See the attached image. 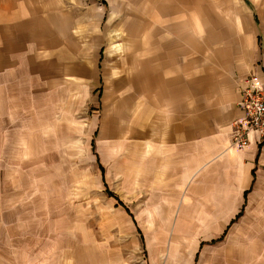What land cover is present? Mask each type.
Returning a JSON list of instances; mask_svg holds the SVG:
<instances>
[{"label":"crops","instance_id":"1","mask_svg":"<svg viewBox=\"0 0 264 264\" xmlns=\"http://www.w3.org/2000/svg\"><path fill=\"white\" fill-rule=\"evenodd\" d=\"M251 74L264 82V0H0L3 120H66L76 93L105 130L131 120L149 217L183 222L168 235L184 243L237 219L259 235L264 142L231 145Z\"/></svg>","mask_w":264,"mask_h":264},{"label":"rangeland","instance_id":"2","mask_svg":"<svg viewBox=\"0 0 264 264\" xmlns=\"http://www.w3.org/2000/svg\"><path fill=\"white\" fill-rule=\"evenodd\" d=\"M87 104L76 93L66 120L1 114L0 264H264V222L250 237L239 219L225 237L168 235L183 222L149 217L131 120L105 130V110Z\"/></svg>","mask_w":264,"mask_h":264},{"label":"built area","instance_id":"3","mask_svg":"<svg viewBox=\"0 0 264 264\" xmlns=\"http://www.w3.org/2000/svg\"><path fill=\"white\" fill-rule=\"evenodd\" d=\"M240 107L244 117L232 126L231 145L240 151L251 145V135L258 134L264 142V82L256 74L243 79Z\"/></svg>","mask_w":264,"mask_h":264},{"label":"bare ground","instance_id":"4","mask_svg":"<svg viewBox=\"0 0 264 264\" xmlns=\"http://www.w3.org/2000/svg\"><path fill=\"white\" fill-rule=\"evenodd\" d=\"M137 21H138V20H137ZM135 24H136V23H135ZM139 25H141V24H139ZM140 27H141V26H140ZM130 28H131V27H130ZM134 28H135V27H134ZM141 29H142V28H141ZM136 30H137V28H136ZM139 30H140V29H139ZM139 30H138V31H139ZM131 31H132V28H131ZM134 31H135V30H134ZM138 31H137L136 33H138Z\"/></svg>","mask_w":264,"mask_h":264}]
</instances>
